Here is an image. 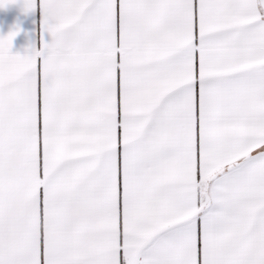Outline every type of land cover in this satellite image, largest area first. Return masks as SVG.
I'll return each mask as SVG.
<instances>
[{"label": "snow or ice", "instance_id": "1", "mask_svg": "<svg viewBox=\"0 0 264 264\" xmlns=\"http://www.w3.org/2000/svg\"><path fill=\"white\" fill-rule=\"evenodd\" d=\"M37 7L39 48L0 37V264H264V0Z\"/></svg>", "mask_w": 264, "mask_h": 264}, {"label": "crops", "instance_id": "2", "mask_svg": "<svg viewBox=\"0 0 264 264\" xmlns=\"http://www.w3.org/2000/svg\"><path fill=\"white\" fill-rule=\"evenodd\" d=\"M41 13L39 8L25 12L24 0H15L5 7H0V37L6 36L10 31L18 26L20 31L12 41V54L24 55L30 50V45L35 44L37 48L41 46L40 30ZM44 40H50L47 34Z\"/></svg>", "mask_w": 264, "mask_h": 264}]
</instances>
